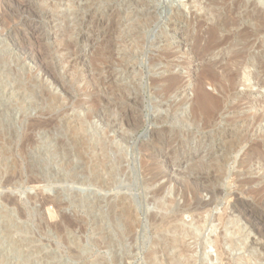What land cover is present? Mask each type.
<instances>
[{
    "label": "rangeland",
    "instance_id": "374dc122",
    "mask_svg": "<svg viewBox=\"0 0 264 264\" xmlns=\"http://www.w3.org/2000/svg\"><path fill=\"white\" fill-rule=\"evenodd\" d=\"M205 1L0 0V264H264V6Z\"/></svg>",
    "mask_w": 264,
    "mask_h": 264
},
{
    "label": "bare ground",
    "instance_id": "6f19581e",
    "mask_svg": "<svg viewBox=\"0 0 264 264\" xmlns=\"http://www.w3.org/2000/svg\"><path fill=\"white\" fill-rule=\"evenodd\" d=\"M74 1V0H73ZM76 1V0H75ZM205 1V0H204ZM209 1V0H208ZM224 1H226V0H224ZM206 2V1H205ZM207 3V2H206ZM84 5V4H83ZM85 6V5H84ZM85 9V8H84ZM25 10V9H24ZM30 11V10H29ZM146 11V10H145ZM80 12V11H79ZM89 13V12H88ZM93 13V12H92ZM114 14V13H113ZM116 14V13H115ZM91 17V16H90ZM175 17V16H174ZM181 17V16H180ZM183 17V16H182ZM80 19V18H79ZM143 19V18H142ZM95 20V19H94ZM218 20V19H217ZM229 21H233L232 19L231 20H229ZM98 22V21H97ZM109 22V21H108ZM82 23V22H81ZM95 23V22H94ZM219 23V22H218ZM230 23V22H229ZM233 23H234V21H233ZM232 23V24H233ZM109 24V23H108ZM100 25V24H99ZM98 25V26H99ZM220 25V24H219ZM108 26H110V25H108ZM223 26V25H222ZM82 27H84V26H82ZM223 27H225V26H223ZM229 27V26H228ZM214 28V27H213ZM83 29V28H82ZM90 29V28H89ZM92 29V28H91ZM214 29H216V28H214ZM217 29H219V28H217ZM225 29V28H224ZM33 30V29H32ZM221 30H222V28H221ZM80 31V30H79ZM215 31H217V30H215ZM215 31L213 32L214 34H215ZM243 31V30H242ZM81 33H82V31H80ZM100 32V31H99ZM246 32V31H245ZM38 33V32H37ZM77 33V32H76ZM79 33V32H78ZM84 33V32H83ZM213 33H211L212 35H213ZM217 33V32H216ZM236 33V32H235ZM244 33V32H243ZM242 33V34H243ZM85 34V33H84ZM98 34V33H97ZM210 34V35H211ZM228 34H229V32H228ZM245 34V33H244ZM81 35V34H80ZM211 35V36H212ZM233 35V34H232ZM247 35V34H246ZM77 36H78V34H77ZM87 36V35H86ZM227 36V35H226ZM81 37H83V36H81ZM210 37V36H209ZM215 37V36H214ZM230 37V36H229ZM240 37V36H239ZM245 37V36H244ZM247 37V36H246ZM224 38H226V37H224ZM81 39V38H80ZM87 39V38H86ZM93 39V38H92ZM209 39V38H208ZM211 39H213V36H212V38H210V40ZM241 38H239V40H240ZM230 40V39H229ZM36 41V40H35ZM94 41V40H93ZM223 42L225 41V40H222ZM227 41V40H226ZM234 41V40H233ZM243 41V40H242ZM24 42V41H23ZM71 42V41H70ZM91 42V41H90ZM210 42V41H209ZM212 42V41H211ZM239 42V41H238ZM237 42V43H238ZM241 42V41H240ZM69 43V42H68ZM214 43V42H213ZM70 44V43H69ZM220 44V43H219ZM73 45V44H72ZM75 45H76V43H75ZM218 45V44H217ZM247 45V44H246ZM246 45H244V46H246ZM74 46V45H73ZM212 46V45H211ZM61 47V46H60ZM76 47H78L77 45H76ZM213 47V46H212ZM248 47V46H247ZM79 48V47H78ZM66 49V48H65ZM76 49V48H75ZM57 50V49H56ZM77 50H79V49H77ZM199 52H201V51H199ZM206 52H207V50H206ZM81 53V52H80ZM125 53H126V51H125ZM240 53V52H239ZM245 53V52H244ZM72 54V53H71ZM79 54V53H78ZM130 54V53H129ZM242 55V54H241ZM78 56V55H77ZM79 57V56H78ZM81 57V56H80ZM66 58V57H65ZM77 58V57H76ZM232 58H233V60L234 61H237V56L236 57H233L232 56ZM67 59V58H66ZM69 59V58H68ZM72 60V59H71ZM76 60V59H75ZM74 61V60H73ZM231 61V60H230ZM71 62V61H70ZM80 62H81V60H80ZM81 64V63H80ZM102 64H104V63H102ZM108 65V64H107ZM215 65V64H214ZM223 65V64H222ZM104 66H105V64H104ZM219 66H221V65H219ZM222 67V66H221ZM208 68V67H207ZM224 68V67H223ZM223 68H222V70H223ZM84 69V68H83ZM109 69V68H108ZM219 70H220V68H218ZM40 71V70H39ZM43 71V70H42ZM47 71V70H46ZM109 71V70H108ZM223 71H225V70H223ZM38 72V71H37ZM207 72V71H206ZM108 73V72H107ZM236 73V72H235ZM51 74V73H50ZM53 74V73H52ZM225 74V73H224ZM110 75V74H109ZM228 75V74H227ZM226 74L224 75V77H226L227 76ZM230 75H233V74H231L230 73ZM52 76V75H51ZM54 77V76H53ZM52 77V78H53ZM248 77V76H247ZM100 78V77H99ZM178 78V77H177ZM177 78H175L176 80H177ZM55 79H57V78H55ZM59 79V78H58ZM102 79V78H101ZM202 79V78H201ZM209 80L210 82H211V85H213V87L217 90V91H219L220 92V94L222 93V91H224L225 92V90L227 89V88H225V87H222L221 85H217L216 83H215V79H217V77H216V75L212 72V71H209V72H207V73H205V75H204V80ZM229 79H230V76H229ZM232 79H233V77H232ZM232 79H231V81H232ZM173 80V79H172ZM204 80H202V82H204ZM248 80V79H247ZM179 81V80H178ZM177 81V82H178ZM58 82H59V80H58ZM58 82H55V83H57L58 85H59V83ZM102 82H104V81H102ZM202 82L200 81V82H198L197 83V85H196V89H195V98H194V101H193V107H194V111H192V121H196V120H198V118H200L201 120H202V124L204 123L205 125H206V127L209 125L208 123L215 117V114L217 113V110H218V105L220 106V98H219V96L216 94L215 95V93H211V92H207V91H205L204 90V88H203V84H202ZM169 83H170V81H169ZM173 83V82H172ZM171 83V84H172ZM175 83H176V81H175ZM175 83L174 84H172V85H175ZM230 83V82H229ZM178 84V83H177ZM224 85V84H223ZM226 85V84H225ZM168 91H169V89H167ZM66 92V91H65ZM193 96V97H194ZM192 97V98H193ZM132 98V97H131ZM134 100V99H133ZM219 110H221L220 108H219ZM100 115V114H99ZM104 115V114H103ZM96 116H98V115H96ZM74 117V116H73ZM100 117V116H99ZM103 117V116H102ZM258 118L260 117V115L259 116H257ZM109 118V117H108ZM34 120V119H33ZM47 120V119H46ZM50 120V119H49ZM213 121H214V119H213ZM212 121V122H213ZM39 122V120L37 121V123ZM43 123V122H42ZM210 124H211V122H210ZM32 126V125H31ZM37 127V126H36ZM36 127H35V129H36ZM32 128V127H31ZM33 128H34V126H33ZM81 128H83V127H81ZM250 128V127H249ZM67 129V128H66ZM214 136V135H213ZM180 138V137H179ZM79 140H82V141H84V142H87L88 141V139L86 138V136H84V137H81L80 136V138H79ZM176 140H177V138H176ZM76 143V142H75ZM81 145V144H80ZM106 150H107V146H106V140H105V138L104 137H100V140L95 144V145H93L92 146V151H96L97 153H98V155H97V162H98V165H96V166H99V168H100V171L98 170V172H95V168L94 169H92L91 170V172H92V174H93V176H92V178L89 180L90 182H91V184H96V186H100V188H102V189H104V190H107V191H109L108 189H110L112 186H114V185H117V179H115V174H116V169L115 168H112V167H110V169H109V171H108V169L106 168V159H107V157H106V155H105V153H106ZM140 150V149H139ZM142 150V149H141ZM252 151V150H251ZM250 151V153H247L246 155H247V159L248 160H253V158L256 156V154L255 153H253V152H251ZM3 152V151H2ZM257 152V151H256ZM258 154V153H257ZM165 156V155H164ZM0 157H1V152H0ZM258 157V156H257ZM4 158V157H3ZM246 159V160H247ZM3 164V163H2ZM248 164V163H247ZM246 164V165H247ZM104 172V173H103ZM119 172H121L120 170H119ZM107 173V175H106V177H105V179H104V174H106ZM9 175V174H8ZM11 176V175H10ZM102 177H103V179H102ZM11 178V177H10ZM10 178H6L4 181H2L3 182V185H7V184H10ZM105 187V188H104ZM263 189V188H262ZM262 189H261V191H262ZM260 190V189H259ZM264 191V190H263ZM258 193V192H257ZM251 194V193H250ZM253 194V193H252ZM251 194V195H252ZM254 195V194H253ZM261 196V195H260ZM263 196H264V193H263V195H262V198H263ZM234 198V197H233ZM122 199L123 200H121L120 201V203H123L124 202V199H127L126 197H122ZM236 199V198H235ZM234 199V200H235ZM259 199V198H258ZM48 201V200H47ZM47 203V202H46ZM58 203V202H57ZM239 203V202H238ZM113 205V204H112ZM235 205V204H234ZM203 206H205V204L203 205ZM202 206V207H203ZM206 206H207V204H206ZM199 207H201V206H199ZM233 207H235V206H233ZM205 208V207H204ZM236 208V207H235ZM202 210V209H201ZM200 210V212L202 213V211ZM115 211V210H114ZM205 211V210H204ZM203 211V212H204ZM245 211H247V210H245ZM112 212V211H111ZM125 212H127V210L125 211ZM240 212H241V210H240ZM127 213H129V212H127ZM126 213V214H127ZM198 213H199V211H198ZM198 214L199 216L200 215H202V214ZM239 213V212H238ZM119 214V213H118ZM131 214V213H130ZM151 214V213H150ZM241 214V213H240ZM239 214V215H240ZM112 216V215H111ZM115 217H118V216H115ZM153 217H154V215H153ZM152 217V218H153ZM198 217V216H197ZM201 217H203V216H201ZM200 217V218H201ZM246 217H247V215H246ZM245 218V217H244ZM116 219V218H115ZM155 219V218H154ZM174 219V218H173ZM235 219V218H234ZM248 219V218H247ZM117 220H118V218H117ZM122 220V219H121ZM149 220V219H148ZM156 220V219H155ZM170 220V219H169ZM194 220V222H197V218L196 219H193ZM196 220V221H195ZM200 220V219H199ZM214 220V219H213ZM250 220V219H249ZM157 221V220H156ZM175 221V220H174ZM177 221V220H176ZM264 221V220H263ZM199 222V221H198ZM197 222V223H198ZM201 222V221H200ZM219 222H220V224H221V220H219ZM124 223V222H123ZM180 223V222H179ZM223 223V222H222ZM258 223V222H257ZM176 224V223H175ZM209 224V223H208ZM250 224V223H249ZM263 224V223H262ZM164 225V224H163ZM162 225V226H163ZM167 225V224H166ZM169 225V224H168ZM212 225V224H211ZM256 225V224H255ZM257 225H259V224H257ZM161 226V225H160ZM172 226V225H171ZM264 226V225H263ZM186 227V226H185ZM189 227V226H188ZM253 227H255V226H253ZM256 227H258V226H256ZM262 227V226H261ZM173 228V230H175V231H179V232H181L182 233V231H184L185 232V230L187 229H185L183 226L181 227V226H175L174 225V227H172ZM202 228H203V226H202V224H198V225H196L192 230H191V232H190V234L193 236V238H195V239H199L200 237V233L202 232ZM211 228H213L212 226H211ZM211 228H209V230H208V236L207 237H205V239L204 240H201L200 242L201 243H199L200 245H201V247H202V249H206L207 247H209V246H214V247H216V249L218 250V249H223V245H224V243L226 242L227 243V245L226 246H228V249H229V251H233L234 249H236L237 248V244H238V242L236 241V240H234V238H233V236H235L236 234L237 235H239V236H241V234H243V236H241L240 237V240H244L245 241V239L247 238V235L250 233V231H247V233H243V229H240V228H237L236 230H234L233 232H230V234L226 237V241L222 238V237H220V236H215L214 237V235H213V239H211V238H209V234L210 233H212V229ZM244 228V227H243ZM263 228V227H262ZM166 229H168V228H166ZM204 229V228H203ZM213 229H215V228H213ZM235 229V228H234ZM256 229V228H255ZM258 229V228H257ZM161 230V229H160ZM188 230V229H187ZM216 230V229H215ZM246 230V229H245ZM262 230V229H261ZM251 231H253V232H255V234L256 233H258V231L256 230V231H254V230H251ZM132 232V231H131ZM159 232H161V231H159ZM178 232V233H179ZM188 233V232H187ZM260 233V232H259ZM177 234V233H176ZM263 234V233H262ZM204 235V234H203ZM256 235H259V234H256ZM201 236H202V233H201ZM238 236V237H239ZM260 236V235H259ZM264 236V235H263ZM181 237V236H180ZM163 238V237H162ZM260 238H261V236H260ZM263 239H264V237H263ZM132 241V240H131ZM174 241V240H173ZM158 242V241H157ZM196 243V242H195ZM225 243V244H226ZM240 243V242H239ZM166 246H167V244H166ZM181 246V245H180ZM184 246V245H183ZM182 246V247H183ZM197 246H198V244H197ZM213 247V248H214ZM211 248V247H210ZM210 248H208V249H210ZM243 250H247V246H245V245H243L242 247H241ZM261 248H263V247H261ZM183 249V248H182ZM187 249V248H186ZM207 249V250H208ZM215 249V250H216ZM191 250V249H190ZM221 250H219L220 251V253L222 252ZM155 251V250H154ZM158 251V253H159V250H157ZM199 251H200V249H199ZM235 251V250H234ZM223 252H224V250H223ZM226 252V251H225ZM197 253V252H196ZM199 253V252H198ZM205 253H207V252H205ZM220 253H219V256H218V258L220 259L221 257V255H220ZM209 254V253H208ZM218 253L216 252V255H217ZM226 254V253H225ZM223 255V254H222ZM229 255V254H228ZM200 256V255H199ZM202 256V255H201ZM201 258V257H200ZM240 260V259H239ZM203 261V260H202ZM229 261V260H228ZM237 262V261H236ZM162 263V262H161ZM232 264V263H231Z\"/></svg>",
    "mask_w": 264,
    "mask_h": 264
},
{
    "label": "water",
    "instance_id": "95a60500",
    "mask_svg": "<svg viewBox=\"0 0 264 264\" xmlns=\"http://www.w3.org/2000/svg\"><path fill=\"white\" fill-rule=\"evenodd\" d=\"M254 3H255L256 5L261 6V7L264 6V0H254Z\"/></svg>",
    "mask_w": 264,
    "mask_h": 264
}]
</instances>
